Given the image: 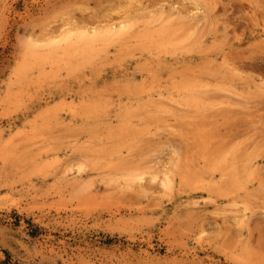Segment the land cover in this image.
<instances>
[{
    "label": "rangeland",
    "instance_id": "1",
    "mask_svg": "<svg viewBox=\"0 0 264 264\" xmlns=\"http://www.w3.org/2000/svg\"><path fill=\"white\" fill-rule=\"evenodd\" d=\"M2 146L0 264H264V0H0Z\"/></svg>",
    "mask_w": 264,
    "mask_h": 264
},
{
    "label": "bare ground",
    "instance_id": "2",
    "mask_svg": "<svg viewBox=\"0 0 264 264\" xmlns=\"http://www.w3.org/2000/svg\"><path fill=\"white\" fill-rule=\"evenodd\" d=\"M158 17H159V16H158ZM168 17H170V16H166V17H164V20H166ZM153 19H154V18H153ZM155 19H156V18H155ZM168 19H169V21H170V18H168ZM162 20H163V19H162ZM154 21H155V20H154ZM114 25H115V24H114ZM121 25H122V24L118 25V27H119V28H122ZM108 26H109V24H108ZM120 26H121V27H120ZM124 27L126 28L127 26L124 25ZM125 28H123V29H124V32H125V30H126ZM88 29H89V28H88ZM88 29H87V30H88ZM107 29H108V33H107V34L112 35L113 38H114V36H116V34L118 33V31H117V33H116V30L118 29L117 27H112V26H111V27H109V28H107ZM87 30L85 31V32H87V35H86V33H84V34L86 35V37H87L85 41H87V39H89V36L91 35V33H90L91 31H87ZM105 30H106V29H105ZM119 30H120V29H119ZM63 31H64V32H63ZM63 31H61V33H64V34H65V31L67 32L68 29H67V30L65 29V30H63ZM69 31H70V30H69ZM94 31H95V30H93V32H94ZM100 31H101V30H100ZM103 31H104V30H103ZM103 31H102V32H103ZM106 31H107V30H106ZM128 31H130V29H128ZM128 31L126 30V33H127ZM170 31H171V30H170ZM170 31H168L169 34H170ZM102 32H101V33H102ZM124 32H121V33L123 34ZM152 32H153V31H148V32H146L145 34H143L144 37H142V35H139V34H137V36H140L139 38L142 37V38L144 39V38L147 37V34L149 35V34L152 33ZM61 33H60V37H59V35H57L58 37H57L56 39H53V38H55L54 35H53L52 37H51V36H50V37H44V38H46V39H45L46 41L48 40V38H51V39H52V42L50 41L51 39L49 40L51 43H48L49 41L46 42V41L44 40L43 37H42V38H43V40H44V44H41L42 42H40V39H39V40H38V39H34V41H32L33 43L31 42V43H30L31 46H29V47H30V48L32 47L33 49H36V48L40 49V45H41V47L44 48V47H45V43L52 44V45L54 44V47H56V45L58 44V42H59L58 45H61V44H60L61 42H60V41H55V40H61V41L65 42V41H66L65 39H67L68 35H70V34L72 33V31H71V33L69 32V34H68V33L65 34V38H64V36H63L64 34H61ZM97 33H98V32L96 31L94 34H96V36H97ZM153 33H154V32H153ZM153 33H152V34H153ZM157 33H158V32H156V34H154V35H157ZM160 33H161V32H160ZM163 33H164V32H163ZM92 34H93V33H92ZM94 34H93V35H94ZM98 34H99V33H98ZM128 34H129V33H128ZM140 34H141V33H140ZM158 34H159V33H158ZM166 34H167V32H166ZM166 34L161 35V36H163V37H159V40H160V38H164V36H165ZM61 35H62L63 37H62ZM119 35H120V36H119ZM123 35H126V34L124 33ZM123 35H122V36H123ZM133 35H134V34H133ZM176 35H177V34H176ZM102 36H103V34H102ZM106 36H107V35H106ZM118 36L121 37L120 31H119ZM137 36L135 35V38H134V39L138 38ZM145 36H146V37H145ZM151 36H153V35H151ZM151 36L149 37V39L151 38ZM157 36H158V35H157ZM167 36H168V35H167ZM169 36H170V35H169ZM174 36H175V35H174ZM178 36H179V35H178ZM69 37H70V38L67 39V41L69 40L68 43L65 42V43H67L68 45H69V43L71 42L72 35L69 36ZM93 37H94V36H93ZM97 37H98V36H97ZM97 37L95 38V40H94L93 38H90V40H88V41L86 42V44H87V45H88V44H90V45L95 44L96 41H98V40H97ZM116 37H117V36H116ZM123 37H124V36H123ZM132 37H133V36H131V38H132ZM165 37H166V36H165ZM171 37H172V38H169V39H172V40H173L174 37H173V36H171ZM176 37H177V36H176ZM181 37H182V36H181ZM181 37H180V38H181ZM36 38H38V37H36ZM59 38H61V39H59ZM73 38H74V37H73ZM78 38H79V39H78ZM99 38H100V37H99ZM103 38H104V37H103ZM125 38H128V37H125ZM142 38H141V39H142ZM153 38H154V37H153ZM155 38H156V37H155ZM177 38H179V37H177ZM180 38H179V41H180ZM182 38H183V37H182ZM63 39H64L65 41H64ZM82 39H83V36L81 37V39H80V36H79V37H78V36L76 37V41H79V40H82ZM107 39H109V38H107ZM107 39L105 38V42L108 41ZM111 39H112V38H111ZM118 39H120V38H118ZM118 39H117V40H118ZM141 39H140V40H141ZM146 39H147V38H146ZM146 39H145V40H146ZM151 39H152V38H151ZM151 39H150V40H151ZM157 39H158V37H157ZM169 39H168V41H169ZM35 40H37V41H35ZM106 40H107V41H106ZM153 40H154V39H153ZM177 40H178V39H177ZM181 40H182V39H181ZM101 41H103V40H100V43H101ZM112 41H113V40H112ZM112 41H111V42H112ZM155 41L157 42V40H155ZM161 41H163V40L161 39ZM166 41H167V39H166ZM174 41H176V38H175ZM36 42H39V43H38L39 46L35 44ZM63 42H62V43H63ZM73 42H75V40H73L72 43H73ZM79 42H80V41H79ZM79 42H78V44H80ZM82 42H83V44L85 43L83 40H82ZM82 42H81V44H82ZM98 42H99V41H98ZM115 42H116V39H114V41L112 42V45H113V43H115ZM139 42H140V45H141L142 42H143V45H144V44H147V42L144 43V41H139ZM152 42H153V41H152ZM156 42H154V43H156ZM159 42H160V41H159ZM159 42H157V45L159 44ZM169 42H170V41H169ZM176 42H177V41H176ZM72 43H71V45H72V47H74V46H73L74 43H73V44H72ZM103 43H104V42H103ZM103 43H102V45H103ZM108 43H109V42H108ZM150 43H151V42H150ZM165 43H168V42H164V44H165ZM171 43H172V42H171ZM178 43H180V42H178ZM178 43H177V44H178ZM181 43H182V42H181ZM34 44L36 45V47H35ZM75 44H77V43L75 42ZM83 44H82V46H83ZM86 44H85V45H86ZM135 44H137V43H134V45H135ZM175 44H176V43H175ZM177 44H176V45H177ZM182 44H183V43H182ZM65 45H66V44H65ZM71 45H70V46H71ZM90 45H89V46H90ZM102 45H100V46H101L100 49H99V46H98V45L96 46V47H98V49L95 48V47H94V49H95V50H101ZM105 45L107 46L108 44H105ZM105 45H104V46H105ZM109 45H110V44H109ZM109 45H108V46H109ZM168 45H169V44H168ZM171 45H173V43H172ZM171 45H170V46H171ZM78 46H79V45H77V47H78ZM89 46H88V47H89ZM108 46H107V47H108ZM110 46H111V45H110ZM125 46H126V43H125ZM125 46L123 45L124 48H125ZM132 46H133V45H132ZM132 46H131V47H132ZM147 46H149V45H147ZM151 46H153V44H151ZM154 46H155V45H154ZM173 46H174V45H173ZM177 46H178V45H177ZM180 46H181V45H180ZM180 46H179V47H180ZM29 47H28V49H30ZM92 47H93V46H92ZM129 47H130V46H129ZM129 47H128V49H129ZM131 47H130V48H131ZM143 47H145V46H143ZM157 47H159V46H157ZM162 47H163V46H162ZM165 47H166V46H165ZM174 47H175V46H174ZM181 47H183V46H181ZM43 48H42V49H43ZM74 48H76V47H74ZM78 48H79V47H78ZM81 48H82V47H81ZM81 48H80V49H81ZM89 48H90V47H89ZM146 48H147V47H146ZM150 48H151V47H150ZM150 48H149V49H150ZM52 49H53V47H52ZM61 49H63V45H62V48H61ZM61 49H60V50H61ZM64 49H65V48H64ZM64 49H63V50H64ZM91 49H92V48H91ZM107 49H108V48H107ZM117 49H118V48H117ZM125 49H126V48H125ZM131 49H132V48H131ZM163 49L166 50L167 48H164V47H163ZM163 49H162V50H163ZM50 50H51V49H49V52H50ZM58 50H59V49H58ZM63 50H62V51H63ZM67 50H69V48H68ZM67 50H66V51H67ZM70 50H71V48H70ZM77 50H78V49H77ZM81 50H83V48H82ZM88 50H89V49H88ZM103 50H104V48H102L101 51H103ZM137 50H138V49H137ZM162 50H161V51H162ZM74 51H75V50H74ZM74 51H73V52H74ZM105 51H107V50L105 49ZM118 51H120V50H118ZM124 51H125V50H124ZM132 51H133V50H132ZM135 51H136V50H135ZM135 51H134V52H135ZM141 51H142V50H141ZM154 51H155V50H154ZM159 51H160V50H159ZM159 51H157V52H159ZM163 51H164V50H163ZM163 51H162V52H163ZM33 52H34V51H33ZM33 52L31 53V55L33 54ZM41 52H43V51H41ZM70 52H72V50H71ZM81 52H84V51H81ZM81 52H80V53H81ZM134 52H133V53H134ZM142 52H143V51H142ZM145 52H146V51H145ZM155 52H156V51H155ZM37 53L40 54V52H37ZM51 53H52V52H51ZM51 53H50V54H51ZM65 53H67V52H65ZM76 53H77V51H76ZM80 53H78V54H80ZM85 53L87 54V53H89V52H85ZM101 53H103V52H101ZM109 53H110V52H109ZM122 53H123V52H122ZM149 53H151V52L149 51ZM159 53H160V52H159ZM164 53H166V51H164ZM174 53H175V52H174ZM38 54H37V55H38ZM42 54H44V52H43ZM45 54H46V53H45ZM53 54H54V53H53ZM55 54H59V53H55ZM55 54H54V55H55ZM61 54H62V53H60V55H61ZM94 54H95V53H94ZM96 54H97V53H96ZM156 54H157V53H156ZM161 54H162V53H161ZM161 54H159V55H161ZM175 54H176V53H175ZM48 55H49V54H48ZM54 55H52V56H54ZM60 55H59V56H60ZM62 55H63V54H62ZM71 55H73V54H71ZM87 55H88V54H87ZM97 55H99V54H97ZM107 55H108V54H107ZM118 55H119V54H118ZM165 55H166V54H165ZM172 55H174V54H172ZM41 56H42V55H41ZM46 56H47V55H46ZM46 56H45V57H46ZM64 56H65V55H64ZM68 56L70 57L69 54H68ZM68 56H66V57L68 58ZM77 56H78V55H77ZM104 56H105V55H104ZM38 57H39V56H38ZM72 57H73V56H72ZM80 57H82V55H81ZM89 57H90V55L88 56V59H89ZM91 57H92V56H91ZM95 57H96V56H94V58H95ZM118 57H119V56H118ZM32 58H33V57H32ZM50 58H51V57H50ZM56 58H58V57H56ZM56 58H55V59H56ZM96 58H97V57H96ZM30 59H31V58H30ZM34 59H35L36 61H38L36 58H33V61H34ZM42 59H43V58H42ZM92 59H93V58H91V60H89V61H92ZM114 59H115V58H114ZM23 60H24V59H23ZM40 60H41V59H40ZM44 60H45V59H44ZM51 60H52V58H51ZM53 60H54V57H53ZM57 60H58V59H57ZM81 60H82V59H81ZM81 60H79V61H81ZM115 60H116V59H115ZM33 61H31V62L33 63ZM54 61H55V60H54ZM61 61H62V60H61ZM85 61H86V60H85ZM152 61H153V60H152ZM40 62H41V61H40ZM42 62H43V61H42ZM47 62H48V61H47ZM25 63H26V62H25ZM48 63H49V62H48ZM60 63H62V62H60ZM63 63H64V62H63ZM70 63H71V62H70ZM26 64H27V63H26ZM33 64H34V63H33ZM51 64H53V62H51ZM81 64L85 65V63H84V58H83V62H81ZM27 65H29V64H27ZM27 65H26V66H27ZM53 65H55V64H53ZM53 65H52V66H53ZM57 65H58V63H57ZM63 65L65 66V64H63ZM66 65H67V64H66ZM83 65H82V66H83ZM33 66H34V65H33ZM37 66H38V65H37ZM37 66H36V67H37ZM50 66H51V65H50ZM71 66H72V65H71ZM75 66L78 67L77 64H75ZM30 67H31V66H30ZM38 67H39V66H38ZM77 67H73L74 69H73L72 67H71V68L73 69L74 72H76V70H77L76 68H77ZM20 68H21V67H20ZM43 68H44V67H43ZM78 68H80V66H79ZM28 69H29V68H28ZM49 69H50V67H49ZM67 69H68V68L65 69V72H66ZM75 69H76V70H75ZM70 70H71V69H69L67 72H69ZM21 71H24V68H23V70H21ZM58 72H59V71H58ZM74 72H73V73H74ZM44 73H45V71H44ZM17 74H18V73H17ZM57 74H58V73H57ZM40 75H41V74H40ZM43 75H45V74H43ZM51 75H54V73H51ZM65 76H67V75H65ZM166 77H167V76H166ZM36 78H37V77H36ZM167 78H168V77H167ZM37 79H38V78H37ZM49 79H50V78H49ZM53 79H54V78H53ZM57 79H58V78H57ZM51 80H52V79H51ZM32 81H33V80H32ZM41 82H42V81H41ZM169 85H170V84H169ZM171 85H172V84H171ZM186 85H187V84H186ZM194 85H195V84H194ZM173 86H174V85H173ZM174 88H175V87H174ZM143 90H144V89H143ZM147 90H148V89H147ZM183 90H184V89H183ZM16 91H17V90H16ZM26 91H27V90H26ZM26 91H25V92H26ZM177 91H178V90H177ZM184 91H186V90H184ZM199 91H200V90H199ZM178 92H179V91H178ZM192 92H193V91H192ZM97 93H98V92H97ZM196 93H197V91H196ZM200 93H201V92H200ZM167 95H168V94H167ZM181 95H182V94H181ZM181 95H180V97H181ZM26 96H27V95H26ZM171 96H172V95H171ZM182 96H183V95H182ZM191 96H193V95H191ZM194 96H195V95H194ZM197 96H198V94H197ZM139 97H140V96H139ZM158 97H159V96H158ZM31 98H32V97H31ZM156 98H157V97H156ZM190 98H191V97H190ZM161 99H162V96H161ZM161 99H160V100H161ZM163 99H164V97H163ZM166 99H167V98H166ZM168 99H169V97H168ZM180 99H181V98H180ZM180 99H179V100H180ZM154 100L156 101V99H154ZM179 100H178V101H179ZM188 100H190V99H188ZM147 101H148V98H147ZM151 101H152V100H151ZM158 101H159V100H158ZM194 101H195V100H194ZM23 102H24V101H23ZM23 102H22V103H23ZM29 102H30V101H29ZM162 102H163V101H162ZM191 102H192V101H191ZM191 102H189V103H191ZM200 102H201V101H200ZM40 103H41V102H40ZM139 103H140V102H139ZM145 103H146V102H145ZM147 103H150V102L148 101ZM151 103H152V102H151ZM151 103H150V104H151ZM160 103H161V101H160ZM177 103H178V102H177ZM189 103H188V104H189ZM59 104H60V103H59ZM150 104H149V106H150ZM162 104H164V103H162ZM166 104H167V103H166ZM199 104H200V103H199ZM152 105H153V104H152ZM157 105H158V104H157ZM186 105H187V104H186ZM190 105H191V104H190ZM140 106H141V105H140ZM142 106H143V105H142ZM155 106H156V105H155ZM180 106H181V105H180ZM84 107H85V106H84ZM137 107H139L138 104H137ZM147 107H148V106H147ZM189 107H190V106H189ZM26 108H27V107H26ZM143 108H144V107H143ZM155 108H156V107H155ZM155 108H154V109H155ZM50 109H51V108H50ZM69 109H70V108H69ZM133 109H134V108H133ZM135 109H136V108H135ZM146 109H149V108H146ZM164 109H165V108H164ZM186 109H187V107H186ZM40 110L43 111L42 109H40ZM40 110L37 111L38 114H40V112H39ZM45 110H46V109H45ZM47 110H48V109H47ZM136 110H138V109H136ZM139 110H140V108H139ZM149 110H150V109H149ZM155 110H156V109H155ZM155 110H154V112H155ZM50 111H51V110H50ZM128 111H130V110H128ZM134 111H135V110H134ZM191 111H192V110H191ZM47 112H48V111H47ZM131 112H132V111H131ZM131 112H130V113H131ZM136 112H137V111H136ZM136 112H135V113H136ZM151 112H153V110H152ZM157 112H158V111H157ZM160 112L162 113L161 110H160ZM163 112H164V111H163ZM167 112H168V110H167ZM170 112H171V111H170ZM43 113H45V112H43ZM133 113H134V112H133ZM138 113H139V112H138ZM144 113H146V112H144ZM171 113H172V112H171ZM46 114H47V113H46ZM140 114H141V113H140ZM147 114H148V110H147ZM153 114H154V113H153ZM153 114H152V115H153ZM155 114H156V113H155ZM167 114H168V113H166V115H167ZM169 114H170V113H169ZM173 114H174V113H173ZM173 114H172V115H173ZM128 115H129V113L127 114V116H128ZM138 115H139V114H138ZM163 115H164V114H163ZM35 116H37V114H36ZM42 116H43V115H42ZM133 116H134V115H133ZM136 116H137V115H136ZM136 116H135V118H138V116H137V117H136ZM139 116H140V115H139ZM141 116H142V115H141ZM128 117H129V116H128ZM156 117H157V119H158V115H157ZM162 117H163V116H162ZM162 117H161V118H162ZM165 117H167V116H165ZM36 118H37V117H36ZM39 118H40V116H39ZM48 118H49V117H48ZM131 118H132V117H131ZM133 118H134V117H133ZM150 118H151V117H150ZM152 119H153V118H152ZM152 119H151V120H152ZM30 120H31V119H30ZM151 120H150V121H151ZM154 120H155V118H154ZM139 121H144V120H139ZM161 121H163V119H162ZM26 122H27V121H26ZM35 122H36V121H35ZM145 122H146V121H145ZM143 123H144V122H143ZM172 123H173V122H172ZM157 124H158V121H157ZM166 124L168 125L169 123L165 122L164 125H166ZM34 125H35V124H34ZM133 125H134V124H133ZM142 125H143V124H142ZM202 125H203V124H202ZM39 126H40V125H39ZM39 126H38V127H39ZM149 126H150V125H149ZM149 126H148V128H149ZM170 126H171V125H170ZM33 127H34V126H33ZM38 127H36V128H38ZM139 127H140V126H139ZM152 127H153V125H152ZM167 127H168V126H166L165 128H167ZM173 127H175L174 124H173ZM163 128H164V127H163ZM169 128H170V127H169ZM29 129H30V128H29ZM31 129H32V128H31ZM47 129H48V128H47ZM161 129H162V128H161ZM170 129H171V128H170ZM173 129H174V128H173ZM175 129H178V127H176ZM25 130H26V129H25ZM33 130H34V132H35V129H33ZM33 130H32V131H33ZM49 130H50V129H49ZM53 130H54V129H53ZM143 130H144V129H143ZM188 130H189V129H188ZM29 131H31V130H29ZM141 131H142V130H141ZM154 131H155V129H154ZM169 131H170V130H169ZM122 132H123V131H122ZM124 132H125V131H124ZM147 132H148V131H147ZM209 132H211V131H208V133H209ZM18 133H19V132H18ZM23 133H24V132H23ZM36 133H37V132H36ZM38 133H39V131H38ZM120 133H121V132H120ZM120 133H118V134H120ZM144 133H145V132H144ZM148 133H149V132H148ZM151 133H152V132H151ZM169 133H170V132H169ZM171 133H172V135H173L175 132H174V131H173V132L171 131ZM171 133H170V134H171ZM190 133H191V132H190ZM204 133H205V132H204ZM24 134H25V133H24ZM108 134H109V133H108ZM187 134H188V132H187ZM200 134H201V132H200ZM211 134H212V133H211ZM30 135H31V134H30ZM34 135H35V134H34ZM150 135H151V134H150ZM188 135H189V134H188ZM198 135H199V134H198ZM15 136H17V135H15ZM15 136H14V137H15ZM32 136H33V135H32ZM32 136H31V137H32ZM91 136H92V135H91ZM107 136H109V135H107ZM111 136L113 137V135H111ZM138 136H141V135H138ZM146 136H147V135H146ZM185 136H187V135H185ZM193 136H194V135H193ZM206 136H207V134H206ZM10 137H11V136H10ZM22 137H23V135H22ZM27 137H28V136H27ZM38 137H39V135H38ZM105 137H106V136H105ZM105 137H104V139H105ZM181 137H182V136H181ZM189 137H190V135H189ZM198 137H199V136H198ZM18 138H19V137H17V139H18ZM25 138H26V137H25ZM43 138H45V137H43ZM57 138H59V137H57ZM101 138H102V137L100 136V139H101ZM208 138H209V137H208ZM29 139H30V138H29ZM38 139H39V138L35 139V141L38 140ZM60 139H61V137H60ZM62 139H64V138H62ZM66 139H67V138H66ZM76 139H77V138H76ZM109 139H110V138H109ZM111 139H112V138H111ZM186 139H187V138H186ZM188 139H189V138H188ZM191 139H192V136H191ZM194 139H196V138L194 137ZM199 139H200V138H199ZM210 139H211V138H210ZM13 140H14V139H13ZM13 140H12V141H13ZM15 140H16V138H15ZM31 140H32V139H31ZM68 140H69V138H68ZM91 140H92V139H91ZM200 140H201V139H200ZM212 140H213V139H212ZM7 141L10 142V141H9V138H8ZM7 141H6V144H8ZM42 141H43V140L41 139V142H42ZM53 141H54V140H53ZM58 141H59V139H58ZM106 141H107V139H106ZM133 141H134V140H133ZM189 141H190V139H189ZM191 141H192V140H191ZM193 141H194V140H193ZM213 141H214V140H213ZM4 142H5V141H4ZM29 142H30V140H29ZM85 142H87V141L85 140ZM92 142H93V141H92ZM96 142H97V141H96ZM99 142H100V141H99ZM186 142H187V141H186ZM200 142H201V141H200ZM202 142H203V141H202ZM209 142H210V141H209ZM214 142H215V141H214ZM214 142H213V143H214ZM16 143H17V142H16ZM27 143H28V141H27ZM46 143H47V142H46ZM60 143H61V142H60ZM82 143H83V142H82ZM131 143H133V142H131ZM131 143H129V144H131ZM189 143H190V142H189ZM211 143H212V142H211ZM2 144H3V143H2ZM18 144H20V143H18ZM21 144H22V143H21ZM21 144H20V145H21ZM93 144H94V142H93ZM202 144H203V143H202ZM202 144H201V145H202ZM208 144H209V146H210V143H208ZM50 145H51V144H50ZM127 145H128V144H127ZM6 146H7V145H6ZM18 146H19V145H18ZM197 146H198V145H197ZM197 146H195V147H197ZM212 146H213V145H212ZM11 147H12V146H11ZM46 147H47V146H46ZM124 147H125V146H124ZM199 147H200V146H199ZM213 147H214V146H213ZM220 147H221V146H220ZM4 148H5V147L2 146L1 149H4ZM29 148H30V146H29ZM44 148H45V147H44ZM47 148H48V147H47ZM127 148H129V146H128ZM1 149H0V150H1ZM5 149H6V148H5ZM5 149H4V150H1L0 153H2V151L5 152ZM7 149H8V148H7ZM7 149H6V150H7ZM9 149H10V148H9ZM9 149H8V150H9ZM17 149H18V148H17ZM24 149H27V148H24ZM122 149H123V148H122ZM197 149H198V148H197ZM206 149H207V148H206ZM211 149H213V148H211ZM218 149H219V148H218ZM12 150L14 151V149H12ZM18 150H19V149H18ZM18 150H17V151H18ZM22 150H23V149H22ZM93 150H94V149H93ZM214 150H216V146L214 147ZM219 150H220V149H219ZM15 151H16V150H15ZM17 151H16V152H17ZM19 151H20V150H19ZM44 151H46V149H45ZM51 151H53V150H51ZM90 151H91V150H90ZM11 152H12V151H11ZM38 152H39V151H38ZM93 152H94V151H93ZM191 152H192V151H191ZM191 152H190V153H191ZM203 152H204V150H203ZM19 153H20V152H19ZM127 153H128V152H126V154H127ZM210 153H211V152H210ZM213 153H214V152H213ZM221 153H223V152L221 151ZM2 154H4V153H2ZM5 154L7 155L6 152H5ZM5 154H4V155H5ZM17 154H18V153H17ZM38 154H40V153H38ZM102 154H103V152H102ZM105 154H107V153H105ZM105 154H104V156H105ZM191 154H192V153H191ZM195 154H196V153H195ZM216 154H217V151H216ZM223 154H224V153H223ZM0 155H1V154H0ZM6 155H5V156H6ZM11 155H12V154H11ZM15 155H16V154L14 153V156H15ZM128 155H129V154H128ZM14 156H13V157H14ZM202 156H203V155H202ZM202 156H200V157L202 158ZM211 156H212V155H211ZM215 156H217V155H215ZM226 156H227V155H226ZM0 157H2V156H0ZM15 157H17V155H16ZM212 157H213V156H212ZM212 157H211V158H212ZM223 157H224V156H223ZM237 157H238V156H237ZM33 158H34V157H33ZM119 158H120V157H119ZM188 158H189V157H188ZM201 158H200V159H201ZM215 158H216V157H215ZM225 158H226V157H225ZM225 158H224V159H225ZM203 159H204L203 162H205V163H207V162L209 161V157H207L206 155H204V158H203ZM49 160H50V159H49ZM54 160H55V159H54ZM212 160H213V159H212ZM215 160H216V159H215ZM215 160H214V164L217 163V162L219 161V160H218L217 162H215ZM237 160H238V159H237ZM52 161H53V160H52ZM110 161H111V160H110ZM188 161H189V160H188ZM220 161H222V160L220 159ZM223 161H224V160H223ZM48 162H49V161H48ZM53 162H54V161H53ZM53 162H52V164H53ZM113 162H114V161H113ZM115 162H117V160H116ZM236 162H237V161H236ZM239 162H240V161H239ZM239 162H238V163H239ZM218 163H219V162H218ZM114 164H115V163H114ZM191 164H192V163H191ZM202 164H203V163H202ZM50 165H51V164H50ZM66 165H67V164H66ZM66 165H65V166H66ZM109 165H111V164H109ZM120 165H121V164H120ZM204 165H205V164H204ZM4 166H5V165H4ZM67 166H69V164H68ZM79 166H80V165H79ZM113 166H115V165H113ZM113 166H112V167H113ZM118 166H119V165H118ZM205 166H206V165H205ZM223 166H224V165H223ZM112 167H111V169H112ZM202 167H203V166H202ZM218 167H219V166H218ZM221 167H222V166H221ZM64 168H65V167H64ZM67 168H69V167H67ZM72 168H73V167H72ZM77 168H78V166H77ZM115 168H118V167H114L113 169H115ZM208 168H209V167H208ZM210 168H211V167H210ZM48 169H49V168H48ZM74 169H75V168H74ZM79 169H80V168H79ZM181 169H182V168H181ZM192 169H193V168H192ZM192 169H191V170H192ZM213 169H214V166H213ZM223 169H225V168L223 167ZM105 170H106V168H105ZM107 170H108V169H107ZM186 170L189 171V170H188V167H187ZM195 170H196V169H194L193 171H195ZM197 170H198V168H197ZM197 170H196V171H197ZM204 170H205V169H204ZM67 171H68V170H67ZM69 171H70V170H69ZM108 171H109V170H108ZM196 171H195V172H196ZM208 171L211 172L210 169H209ZM64 172H66V170H65ZM78 172H79V171H78ZM160 172H164V171H160ZM214 172H215V171H214ZM189 173H190V172H189ZM222 173H226V172H223V171H222ZM62 174H63V173H62ZM184 174H185V173H184ZM192 174H193V173H192ZM192 174H191V175L188 174V175H190V177H191ZM194 174H195V173H194ZM140 175H141V174H140ZM140 175H136L138 179H139V176H140ZM157 175H158V174H155V175H153V176H157ZM167 175H168V174L166 173V175H165L166 177H165V176L162 177V180H163V181H165L164 179H166V178L169 176V175H168V176H167ZM195 175H196V174H195ZM195 175H193V176H195ZM198 175H199V172H198ZM144 176H145V175H144ZM144 176L141 175V177H144ZM211 176H213V174H212ZM211 176H210V177H211ZM220 176H221V174H220ZM222 176H223V175H222ZM68 177H69V176H68ZM164 177H165V178H164ZM184 177H185V176H183V178H184ZM137 178L135 177L134 179H137ZM144 178H145V177H144ZM144 178H140V179H141V180H142V179L144 180ZM163 178H164V179H163ZM192 178H193V177H192ZM81 179H82V178H81ZM140 179L138 180L137 185H135V187L137 186L138 189H139V187H141V188L143 189L144 187H146V185H143V186H142L143 183L139 185L138 183H139V182L141 183ZM152 179H154V178L152 177ZM155 179H156V178H155ZM169 179H170V178H169ZM169 179H168V180H169ZM85 180H86V179H85ZM143 180H142V181H143ZM160 180H161V179H160ZM162 180H161V182H162ZM180 180H183V179L181 178ZM195 180H196V179H195ZM200 180H201V179H200ZM76 181L79 182V180H76ZM134 181H135V180H134ZM134 181H132L133 184H134ZM146 181H147V180H146ZM203 181H204V179H203ZM203 181H202V182H203ZM195 182H196V181H195ZM197 182H198V181H197ZM200 182H201V181H199V183H200ZM202 182H201V183H202ZM206 182H207V181H206ZM81 183H82V182H81ZM162 183H163V182H162ZM162 183H161V184H162ZM87 184H88V183H87ZM133 184H132V185H133ZM168 184H169V183H168ZM168 184L166 183L167 186H165V188H170V186H168ZM179 184H180V183H179ZM194 184H195V183H194ZM207 184H208V183H207ZM85 185H86V183H85ZM126 185L128 186V184H126ZM129 185H130V183H129ZM132 185H131V186H132ZM164 185H165V184H164ZM170 185H171V184H170ZM181 185H182V184H181ZM196 185H197V184H196ZM203 185H204V183H202V186H203ZM171 186H172V185H171ZM194 186H195V185H194ZM88 187H89V186H88ZM90 187H91V185H90ZM129 187H130V186H128V188H129ZM133 187H134V186H132L131 188H133ZM185 187H186V186H185ZM195 187H196V186H195ZM195 187H194V188H195ZM194 188H193V189H194ZM87 189H89V188H87ZM190 189H191V188H190ZM139 190H141V189H139ZM141 191H143V190H141ZM144 191H146V190H144ZM146 194H147V193H146ZM93 196H95V193L93 194ZM195 203H197V202H195ZM195 203H194V204H195ZM196 205H197V204H196ZM248 211H249V210H248ZM242 212L245 213L244 211H242ZM242 212H240V214H242ZM242 215H245V214H242ZM240 217H241V215H240ZM242 217H243V216H242ZM241 220H244V219H241ZM244 221H245V220H244ZM246 221H247V219H246ZM238 222H239V220H238ZM262 263H263V262H262Z\"/></svg>",
    "mask_w": 264,
    "mask_h": 264
}]
</instances>
